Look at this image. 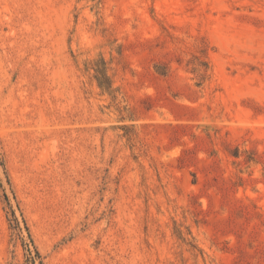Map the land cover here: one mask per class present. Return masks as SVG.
<instances>
[{
  "label": "rangeland",
  "instance_id": "rangeland-1",
  "mask_svg": "<svg viewBox=\"0 0 264 264\" xmlns=\"http://www.w3.org/2000/svg\"><path fill=\"white\" fill-rule=\"evenodd\" d=\"M9 206L42 264H264V0H0V264H26Z\"/></svg>",
  "mask_w": 264,
  "mask_h": 264
},
{
  "label": "trees",
  "instance_id": "trees-1",
  "mask_svg": "<svg viewBox=\"0 0 264 264\" xmlns=\"http://www.w3.org/2000/svg\"><path fill=\"white\" fill-rule=\"evenodd\" d=\"M97 71L103 76V73L101 71L99 70ZM5 198L7 199L6 196ZM9 208H10L9 218H8L9 225L20 236V239L22 241V246L24 249L25 263L26 264H42L40 253L33 242V239L31 237V234L29 232V229H28V226L25 220L23 218L19 220L18 217L15 215L14 210L10 206ZM23 231H25V236L27 238V241L24 238Z\"/></svg>",
  "mask_w": 264,
  "mask_h": 264
}]
</instances>
